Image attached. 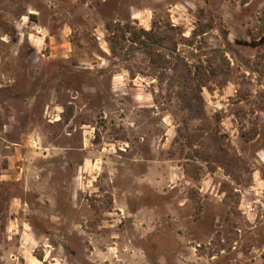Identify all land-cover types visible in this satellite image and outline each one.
I'll use <instances>...</instances> for the list:
<instances>
[{
	"label": "rangeland",
	"instance_id": "374dc122",
	"mask_svg": "<svg viewBox=\"0 0 264 264\" xmlns=\"http://www.w3.org/2000/svg\"><path fill=\"white\" fill-rule=\"evenodd\" d=\"M0 264H264V0H0Z\"/></svg>",
	"mask_w": 264,
	"mask_h": 264
},
{
	"label": "trees",
	"instance_id": "16d2710c",
	"mask_svg": "<svg viewBox=\"0 0 264 264\" xmlns=\"http://www.w3.org/2000/svg\"><path fill=\"white\" fill-rule=\"evenodd\" d=\"M126 28V32L130 34L131 43L135 44L141 50L149 59L151 65L156 69L169 70L173 74H176V77L179 79L177 83L183 89L179 94V100L189 117L195 119L201 115L203 116L201 88L217 76L226 75L223 72V65H215L211 62L223 59L222 53L219 50L213 51L214 56L209 59V66H204L199 61L198 64L189 67L183 63L179 54H176V37L180 34L177 28L171 27L170 25L166 26V29L162 31H156L152 28L148 31L143 29L133 30L128 26ZM200 33H202L201 29L194 30L191 36L195 38ZM164 50H167L169 54H166ZM167 57H170L171 60ZM226 67L228 68L227 65ZM170 80L175 82V76L173 75ZM213 139L215 140V138ZM222 148L221 144L217 146L214 152V160L221 168L226 169L227 160H233L234 157L230 156L225 150L223 151ZM220 155H223V157Z\"/></svg>",
	"mask_w": 264,
	"mask_h": 264
}]
</instances>
